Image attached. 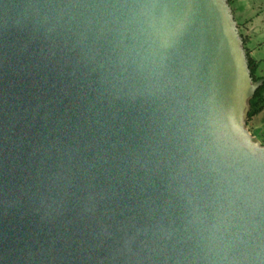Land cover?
<instances>
[{"label": "water", "instance_id": "water-1", "mask_svg": "<svg viewBox=\"0 0 264 264\" xmlns=\"http://www.w3.org/2000/svg\"><path fill=\"white\" fill-rule=\"evenodd\" d=\"M229 0H0V264H264V145Z\"/></svg>", "mask_w": 264, "mask_h": 264}, {"label": "trees", "instance_id": "trees-1", "mask_svg": "<svg viewBox=\"0 0 264 264\" xmlns=\"http://www.w3.org/2000/svg\"><path fill=\"white\" fill-rule=\"evenodd\" d=\"M230 4L232 5V1L233 0H229ZM233 8V6H232ZM234 10V9H233ZM239 29H240V33L244 39V44H245V49L247 51V55H248V61H249V66L251 69V73H252V77L254 81H258L260 79H262L263 77L261 75H259L258 73V68H259V63L258 61L251 55V51L249 50L248 46H247V39L243 33V24L239 23ZM264 115V84L256 91L255 96L251 99L250 101V112L247 118V127L251 130V126L252 124L256 121L259 120L260 118H262ZM256 129H254V131L252 132L254 135H256L258 137V139L260 140V138L262 140L261 143L264 145V131H263V127H255Z\"/></svg>", "mask_w": 264, "mask_h": 264}, {"label": "crops", "instance_id": "crops-1", "mask_svg": "<svg viewBox=\"0 0 264 264\" xmlns=\"http://www.w3.org/2000/svg\"><path fill=\"white\" fill-rule=\"evenodd\" d=\"M232 6H233V11L235 14V17L237 19V15H240V19L237 20L239 23L243 24V33L247 39V46L249 48V50L251 51V55L258 61L259 63V68H258V73L259 75H261L264 78V67H262V63H263V59L260 57V54L257 51V46L255 45V47H253V39L254 36L256 35V33L258 31H260L259 27H258V31H257V27H255V21L256 19L259 20V23L261 22V24H259V26L264 24V12L261 10V8L259 10H254L255 15L251 16L249 14V16H246L244 10H245V5L240 1V0H233L232 1ZM259 11V12H258Z\"/></svg>", "mask_w": 264, "mask_h": 264}, {"label": "rangeland", "instance_id": "rangeland-1", "mask_svg": "<svg viewBox=\"0 0 264 264\" xmlns=\"http://www.w3.org/2000/svg\"><path fill=\"white\" fill-rule=\"evenodd\" d=\"M245 6V14L246 16H249V14L251 16L255 15L254 10H259L261 8V10L264 12V0H240ZM259 12V11H258ZM240 19V15H237V20ZM259 24H261V22L259 23V20L256 19L255 21V27H257V31H258V27L260 29V31H258L256 33V35L254 36L253 39V47H255V45L257 46V51L260 54V57L264 60V24L259 26ZM262 67H264V61L262 63ZM263 127V131H264V115L262 118H260L259 120H256L252 126H251V130L254 131V129H256L255 127ZM251 131V132H253ZM260 140H262L260 138Z\"/></svg>", "mask_w": 264, "mask_h": 264}]
</instances>
